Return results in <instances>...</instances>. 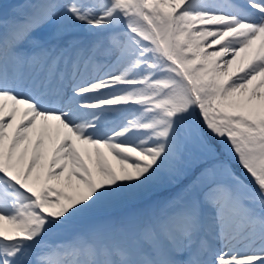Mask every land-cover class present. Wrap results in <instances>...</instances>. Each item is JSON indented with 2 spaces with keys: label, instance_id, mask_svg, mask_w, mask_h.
<instances>
[{
  "label": "snow or ice",
  "instance_id": "obj_1",
  "mask_svg": "<svg viewBox=\"0 0 264 264\" xmlns=\"http://www.w3.org/2000/svg\"><path fill=\"white\" fill-rule=\"evenodd\" d=\"M0 264H264V0L0 16Z\"/></svg>",
  "mask_w": 264,
  "mask_h": 264
},
{
  "label": "rangeland",
  "instance_id": "obj_2",
  "mask_svg": "<svg viewBox=\"0 0 264 264\" xmlns=\"http://www.w3.org/2000/svg\"><path fill=\"white\" fill-rule=\"evenodd\" d=\"M21 3H23V0H4L2 3H0V14H6V12L8 11V14L11 15L14 6L21 4ZM166 192H167V194H169L172 192V190L170 188L161 189L157 192L152 193L150 196L158 195V194H164ZM145 199L136 202L134 205H128V206H131L133 209H138L139 207H141V211L146 210L151 204L145 203L144 202ZM158 201H162V200H157L156 202H158ZM140 202H143L145 204L143 206H140L141 205ZM125 207H127V206L116 207V208L111 209L110 215L115 216V215L121 214L122 211H124ZM126 213L127 212H125L124 214H126Z\"/></svg>",
  "mask_w": 264,
  "mask_h": 264
}]
</instances>
